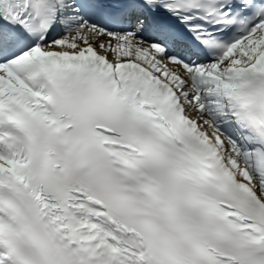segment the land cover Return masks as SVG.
Masks as SVG:
<instances>
[{
    "label": "snow or ice",
    "instance_id": "snow-or-ice-1",
    "mask_svg": "<svg viewBox=\"0 0 264 264\" xmlns=\"http://www.w3.org/2000/svg\"><path fill=\"white\" fill-rule=\"evenodd\" d=\"M0 264H264V0H0Z\"/></svg>",
    "mask_w": 264,
    "mask_h": 264
}]
</instances>
